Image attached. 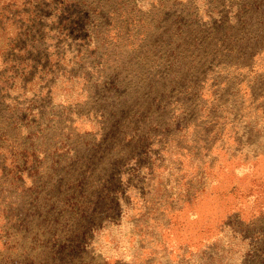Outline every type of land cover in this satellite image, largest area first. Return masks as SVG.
<instances>
[{"label": "rangeland", "instance_id": "rangeland-1", "mask_svg": "<svg viewBox=\"0 0 264 264\" xmlns=\"http://www.w3.org/2000/svg\"><path fill=\"white\" fill-rule=\"evenodd\" d=\"M0 264H264V0H0Z\"/></svg>", "mask_w": 264, "mask_h": 264}, {"label": "trees", "instance_id": "trees-1", "mask_svg": "<svg viewBox=\"0 0 264 264\" xmlns=\"http://www.w3.org/2000/svg\"><path fill=\"white\" fill-rule=\"evenodd\" d=\"M22 149H23V148H22ZM30 149H32L31 146H27V147L25 148L26 151H27V150H30ZM26 151H23V152H26Z\"/></svg>", "mask_w": 264, "mask_h": 264}]
</instances>
